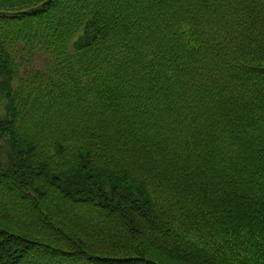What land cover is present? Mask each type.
<instances>
[{
	"label": "trees",
	"instance_id": "16d2710c",
	"mask_svg": "<svg viewBox=\"0 0 264 264\" xmlns=\"http://www.w3.org/2000/svg\"><path fill=\"white\" fill-rule=\"evenodd\" d=\"M0 264H264V0H0Z\"/></svg>",
	"mask_w": 264,
	"mask_h": 264
},
{
	"label": "rangeland",
	"instance_id": "374dc122",
	"mask_svg": "<svg viewBox=\"0 0 264 264\" xmlns=\"http://www.w3.org/2000/svg\"><path fill=\"white\" fill-rule=\"evenodd\" d=\"M7 100L4 99L3 102L0 103V116H7Z\"/></svg>",
	"mask_w": 264,
	"mask_h": 264
}]
</instances>
